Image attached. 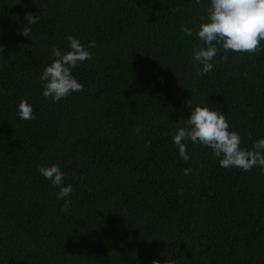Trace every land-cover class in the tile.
I'll use <instances>...</instances> for the list:
<instances>
[{"label":"trees","instance_id":"1","mask_svg":"<svg viewBox=\"0 0 264 264\" xmlns=\"http://www.w3.org/2000/svg\"><path fill=\"white\" fill-rule=\"evenodd\" d=\"M208 2L0 0V264H264V168H223L191 141L185 161L173 142L188 100L221 112L241 147L264 138V41L197 75ZM68 35L96 46L71 69L83 90L54 103L39 77ZM52 165L64 199L38 172Z\"/></svg>","mask_w":264,"mask_h":264},{"label":"clouds","instance_id":"2","mask_svg":"<svg viewBox=\"0 0 264 264\" xmlns=\"http://www.w3.org/2000/svg\"><path fill=\"white\" fill-rule=\"evenodd\" d=\"M200 0H197L199 3ZM206 15L200 17L201 23L195 33L202 46H194L193 59L202 65V70L197 75L210 73L213 70L212 61L222 49L224 52L257 53L261 51V41H264V0H209L205 9ZM29 25L39 22L35 14H26ZM185 35L193 36L192 29L182 26ZM25 37H29L30 29L21 30ZM69 50L62 52L53 47L52 62L47 65L39 77L43 96L52 102H59L73 92L83 90V85L77 82L71 69L92 58L89 48H94L95 42L87 45L79 39L68 35ZM227 60V56H222ZM186 105L192 109L190 117L185 121V126L180 127L173 137V142L179 150V155L187 161V144L184 141L199 143L210 147L219 159L223 168H239L250 171L256 166L264 168V138L254 141L251 149L241 147V137L235 131L229 130L225 116L207 106H192L191 100ZM33 109L26 100H21L18 105V115L23 120H32ZM139 132V128L136 130ZM38 172L50 180L58 189L56 198L64 199L73 192L71 185L64 186V173L59 166L39 167ZM191 169H184L188 175ZM180 190L178 194H182ZM71 200H65L63 211L67 212ZM152 264H160L153 260Z\"/></svg>","mask_w":264,"mask_h":264}]
</instances>
